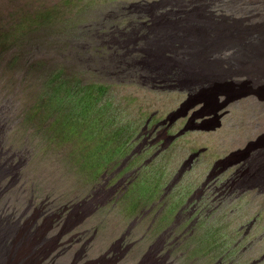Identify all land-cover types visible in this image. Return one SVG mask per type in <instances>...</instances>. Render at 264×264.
Wrapping results in <instances>:
<instances>
[{"label":"rangeland","instance_id":"rangeland-1","mask_svg":"<svg viewBox=\"0 0 264 264\" xmlns=\"http://www.w3.org/2000/svg\"><path fill=\"white\" fill-rule=\"evenodd\" d=\"M56 71L73 90L67 99L93 82L109 86L96 104L78 106L83 116L67 115L42 103ZM263 134L264 0H0V181H27L13 195L84 190L93 202L118 190L100 209L112 213L116 236L127 217L142 218L130 222L140 237L130 252L142 264L217 263L228 247L214 249L211 224L203 240L192 238L193 252L167 253L165 233L185 228L188 197L218 158L249 147L231 169L264 165ZM242 189L227 200L238 195L247 219L254 192ZM150 245L158 255L144 256Z\"/></svg>","mask_w":264,"mask_h":264},{"label":"bare ground","instance_id":"bare-ground-1","mask_svg":"<svg viewBox=\"0 0 264 264\" xmlns=\"http://www.w3.org/2000/svg\"><path fill=\"white\" fill-rule=\"evenodd\" d=\"M260 137L250 141L248 146L255 144ZM244 150L249 151L250 148L218 158L201 187L192 193L193 197L192 194L188 197L186 204L191 207L187 212L185 228H182L181 232L178 230L180 233L177 235V232H174L176 236H173V232L165 233V241L172 246L167 253L174 252L179 245H187L188 250L193 252L198 242L194 244L192 238L200 234V239L203 240L205 237L201 235L206 232L203 229L211 224L210 233L219 232L220 238V241L216 239L213 242L215 248L212 249H222V244L228 247L215 264H264V246L258 250L259 244H264V207L254 211V200L264 193V190H259L264 188V165L257 171L248 168L240 173L243 170L240 167L232 170V166L241 164L248 155H244ZM219 163L221 166H218ZM26 183L27 181L19 179L0 181V264H125V259H128L130 264L143 263L142 253L136 259L134 251L130 252L140 241V237H136L134 231L132 232L133 226L142 218L128 220L130 217H127L121 223V234L116 236L110 233L114 222L111 221L112 213L110 217L100 209L113 199L108 198L107 194L118 190L111 188L107 194L96 197L94 202L88 196L79 199L77 195H26V190L23 194H12L24 190ZM237 188H243L241 194L254 192L253 198L250 196L248 202L252 204V216L247 219L244 210L236 208L239 206L236 205L238 202L243 205L238 201V195L232 202L227 200L237 192ZM260 203H264V200ZM139 205L138 203L134 209H139ZM209 216L213 221H206ZM131 221H134V225ZM246 238L247 246L233 254L236 247ZM248 249L247 255L250 256L246 261L247 255L244 257L242 253ZM151 252L158 253L157 249L150 245L144 256L149 253L151 255ZM230 253L232 254L228 258ZM196 260L201 264L202 260L199 258L189 260L187 264ZM169 262L161 261L159 264Z\"/></svg>","mask_w":264,"mask_h":264},{"label":"trees","instance_id":"trees-1","mask_svg":"<svg viewBox=\"0 0 264 264\" xmlns=\"http://www.w3.org/2000/svg\"><path fill=\"white\" fill-rule=\"evenodd\" d=\"M59 75H60L59 71H56L54 73V78L52 76H49L50 78L46 83V89H45L46 93L42 97V99H43L42 103L44 105V108H47V109L58 110V111H60L61 109H66L68 111L67 115H71V116H76V115L83 116V113L75 112V110L77 108H80L78 106L80 104L89 105L92 102L94 104H96L98 98L101 97V94L104 91H106L107 87L109 86V85H106L103 83L97 84V83L93 82L91 84L84 86L85 89L81 92V94H83V96H79V98L76 100H74L73 98L67 99L66 97L69 96L68 90L69 91H73V90L71 89V87H69L68 90H67V87L64 88V85L67 84L68 81L67 82L66 81H59V79H60ZM78 83L80 84V82H78ZM96 84H97V86H99V89L97 91L93 88L94 85H96ZM79 91H80V88L76 87L75 92L78 93ZM75 92H73V93H75ZM60 98H65L63 107L58 106L55 103ZM43 105H41V103H40V105L33 106V108L37 112L39 110V108H41ZM93 107H95V106H93ZM93 107H91V110ZM82 109L85 110L86 107L80 108V110H82ZM63 121L64 120H61L59 122H63ZM51 138H55V136L54 137L52 136Z\"/></svg>","mask_w":264,"mask_h":264},{"label":"clouds","instance_id":"clouds-1","mask_svg":"<svg viewBox=\"0 0 264 264\" xmlns=\"http://www.w3.org/2000/svg\"><path fill=\"white\" fill-rule=\"evenodd\" d=\"M58 187L62 190V191H65V192H70V190L68 191L67 189H66V187L64 186V185H58ZM84 192H86V191H84V190H82L80 193H75L76 195L77 194H79V197L82 199L83 197H85L86 195H88L89 194V192H87V193H85V195H82ZM133 194H134V200H135V193H134V191H133ZM139 195V194H138ZM131 202H133V201H131ZM139 202V206H141V200H139L138 201ZM138 210V209H137ZM136 210V211H137Z\"/></svg>","mask_w":264,"mask_h":264}]
</instances>
